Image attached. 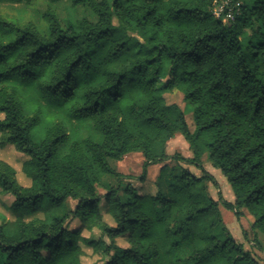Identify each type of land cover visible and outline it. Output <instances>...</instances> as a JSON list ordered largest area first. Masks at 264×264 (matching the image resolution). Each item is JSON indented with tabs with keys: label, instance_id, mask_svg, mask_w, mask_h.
Returning <instances> with one entry per match:
<instances>
[{
	"label": "trees",
	"instance_id": "16d2710c",
	"mask_svg": "<svg viewBox=\"0 0 264 264\" xmlns=\"http://www.w3.org/2000/svg\"><path fill=\"white\" fill-rule=\"evenodd\" d=\"M71 3L86 4L95 20L62 25L49 4L45 32L0 17V146L27 156L31 180L21 186L0 160V191L12 196L14 214H0V264H82V244L103 252L102 264H258L218 207L237 219L246 208L264 236V0L245 1L227 23L212 14L213 0ZM171 90L194 105L192 130L165 102ZM175 134L191 156L167 154ZM133 152L142 156L140 181L161 164L154 192L118 171ZM204 152L233 201L208 193V183L218 185ZM37 212L43 217L26 218ZM74 218L80 226L70 229ZM83 228L101 236L84 237ZM243 237L261 247L256 234Z\"/></svg>",
	"mask_w": 264,
	"mask_h": 264
},
{
	"label": "rangeland",
	"instance_id": "374dc122",
	"mask_svg": "<svg viewBox=\"0 0 264 264\" xmlns=\"http://www.w3.org/2000/svg\"><path fill=\"white\" fill-rule=\"evenodd\" d=\"M108 1L111 3L113 0ZM245 1L247 0L233 1L236 12L235 15L240 14V7L244 4ZM47 4H49L50 7L55 10L62 25H65L69 21H74L82 17L88 18L89 20H95V16L86 4H79L74 6L72 5L71 0H58L50 3H44L42 0H0V17L5 19L6 21L13 22L18 25L27 22H33L41 32H45L46 24L42 19V13L45 10ZM113 22L116 23L115 18H113ZM163 97L167 104L175 103L182 109L187 124L192 130V111L194 105L185 103L182 100V94L177 90L168 91L163 94ZM0 118H2L1 114ZM166 152L168 155L179 153L186 157L191 156L190 148L180 134H175L171 139L167 141ZM26 159L27 156L15 150L12 145L6 144L4 146H0V160L9 164L15 170L16 180L23 187H28L31 185L30 178L27 177L22 170L23 163ZM201 159L203 161L204 168L212 175H214L217 180V188L211 183H208V193L210 194V196L213 198H217V190H219L223 199L233 201V194L228 182L220 173V171L217 168L213 167L207 160L206 152L202 154ZM166 162H168L169 164H173L172 159H169ZM141 163V154L135 152L123 156L119 161L116 162V166L118 171L128 177H132L126 178L124 179V181L128 183L131 182L141 192H154V174L156 173V170L159 166H153V168H151V171H147L145 179L143 181H140L138 180V176L141 173ZM109 181V178H105L101 186L107 184ZM101 186L97 187V190L99 192H103ZM12 199L13 198L10 194L0 191V214L10 220L14 219V214L9 209ZM74 203L75 202L72 199L67 200V205L69 207H73ZM218 208L222 218L223 226L227 228L229 233L236 241H239L243 244V247L248 250L250 255L258 262V264H264V236L260 232L252 229L251 223L253 221V217L248 213L247 209L242 208V216L237 219L232 211L225 209L221 204H219ZM101 212L103 214L104 220L109 225H113V220L108 214L107 207L103 204V202H101ZM33 217L42 218L43 213L37 212L33 215L27 216L26 218L30 219ZM67 226L70 229L79 228L80 221L76 218L70 219L67 222ZM243 231H245L246 235L250 239H252L254 234H256L261 247L255 248L250 246L249 242L243 237ZM216 233L218 235H221L222 231L220 230V227L216 230ZM81 234L84 237H91L93 239H97L101 236L100 231L96 228H92L90 230L83 228L81 229ZM102 237L103 239H105V241H107V238L105 236ZM115 244L116 246L121 248L127 247L128 244L126 242V236L123 235L117 237L115 240ZM82 249V264H102L107 259L103 252L95 250L88 245L82 244Z\"/></svg>",
	"mask_w": 264,
	"mask_h": 264
},
{
	"label": "built area",
	"instance_id": "2783aa9c",
	"mask_svg": "<svg viewBox=\"0 0 264 264\" xmlns=\"http://www.w3.org/2000/svg\"><path fill=\"white\" fill-rule=\"evenodd\" d=\"M211 12L223 23L233 20L236 14L233 0H213Z\"/></svg>",
	"mask_w": 264,
	"mask_h": 264
},
{
	"label": "crops",
	"instance_id": "0c3cea01",
	"mask_svg": "<svg viewBox=\"0 0 264 264\" xmlns=\"http://www.w3.org/2000/svg\"><path fill=\"white\" fill-rule=\"evenodd\" d=\"M133 153H135V152H133ZM128 154H130V153H128ZM127 155V154H126ZM125 156V155H124ZM161 164H152V165H150L149 167H148V170L149 171H151V168H153V166L155 167V166H160ZM158 169H159V167H158ZM158 169L156 170V173L155 172H153V173H155L154 174V177H156V175H157V172H158ZM147 170V171H148Z\"/></svg>",
	"mask_w": 264,
	"mask_h": 264
}]
</instances>
